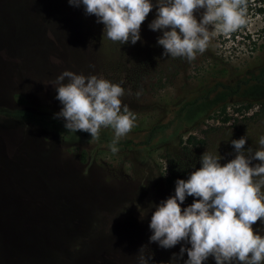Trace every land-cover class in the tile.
<instances>
[{"label":"rangeland","instance_id":"374dc122","mask_svg":"<svg viewBox=\"0 0 264 264\" xmlns=\"http://www.w3.org/2000/svg\"><path fill=\"white\" fill-rule=\"evenodd\" d=\"M154 13L141 40L121 44L67 0H0V264H137L141 245L151 264L168 262L181 244L149 243L153 206L205 151L223 165L235 155L232 139L258 147L264 14L249 22L256 50L235 51L232 31L217 33L189 61L162 56L160 33L147 27ZM65 69L122 82L121 106L134 121L117 153L107 147L110 128L61 140L63 121L52 118L61 105L48 83ZM252 227L264 232L259 219Z\"/></svg>","mask_w":264,"mask_h":264},{"label":"clouds","instance_id":"9594fccd","mask_svg":"<svg viewBox=\"0 0 264 264\" xmlns=\"http://www.w3.org/2000/svg\"><path fill=\"white\" fill-rule=\"evenodd\" d=\"M82 8L85 15H94L103 25L102 36L121 44L141 40L140 26L155 8L154 18L147 27L158 31L157 45L162 56L183 57L191 61L207 47L210 36L227 34L244 22V9L238 0H67ZM202 10L199 19L194 14ZM61 107L53 119L63 121L65 134L78 139L84 131L95 139L102 128H110L112 139L107 147L119 151L118 141L133 126L134 115L122 105V82L103 75L63 70L50 83ZM46 84V85H48ZM27 126V125H26ZM28 128V126H27ZM246 137L232 139L235 155L223 165L221 157L205 151L186 179H176L174 194L153 206L148 223L149 243L164 249L181 244L168 262L203 264L209 256L215 264H264V232L252 225L259 219L264 224V134L258 147L244 149ZM259 163L253 164L252 161ZM187 196L190 204L181 208ZM183 242V243H181ZM141 245L137 264H151Z\"/></svg>","mask_w":264,"mask_h":264},{"label":"trees","instance_id":"16d2710c","mask_svg":"<svg viewBox=\"0 0 264 264\" xmlns=\"http://www.w3.org/2000/svg\"><path fill=\"white\" fill-rule=\"evenodd\" d=\"M238 4L244 9V22L230 33V38H232L234 42V44L232 45V49L241 52L248 49L256 50L257 41H253L251 39L252 32L249 22L252 16L264 14V1L260 2V0H238ZM262 31L264 32V27L262 28ZM247 108L249 109L250 106Z\"/></svg>","mask_w":264,"mask_h":264}]
</instances>
